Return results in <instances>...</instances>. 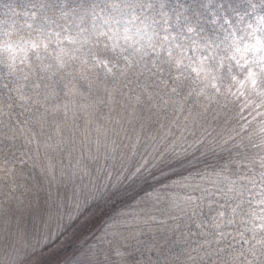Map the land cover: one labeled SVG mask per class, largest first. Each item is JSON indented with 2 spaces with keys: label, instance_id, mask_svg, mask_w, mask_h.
<instances>
[{
  "label": "trees",
  "instance_id": "obj_1",
  "mask_svg": "<svg viewBox=\"0 0 264 264\" xmlns=\"http://www.w3.org/2000/svg\"><path fill=\"white\" fill-rule=\"evenodd\" d=\"M259 5L0 0V264L52 251L97 212L101 228L65 253V264H85L102 231L153 198L156 264H264ZM120 105L139 111L132 134L145 132L121 151L142 152L124 174L107 155L84 153L99 152L95 125L104 133L132 116ZM84 173L86 186L70 184ZM200 197L209 215L198 230L188 223ZM108 247V264H131Z\"/></svg>",
  "mask_w": 264,
  "mask_h": 264
},
{
  "label": "rangeland",
  "instance_id": "obj_2",
  "mask_svg": "<svg viewBox=\"0 0 264 264\" xmlns=\"http://www.w3.org/2000/svg\"><path fill=\"white\" fill-rule=\"evenodd\" d=\"M246 1L248 2L249 0ZM255 11L256 15L260 16L262 18L261 20L264 21V5L257 6ZM248 85V82L240 83V93H244L243 89H248ZM242 95L245 97L244 94ZM124 106H126L125 110H131L129 112L132 116L126 118L121 115L119 117V120L115 119L113 126H109L104 133H102L104 128L101 129L95 125L94 133H96L95 135H97L98 137L95 138L94 146L95 149H97V151L99 152H84L87 156H92L94 153H96L93 155L94 157L100 155L103 157L107 155L109 161L115 164L116 169H114V167H111L113 171L115 172L117 170V172H121L122 174L129 172V170H131L132 168L133 170L137 168L138 164L140 163L137 158L140 157L142 152L139 153L121 151L127 150L131 147L133 151L135 148V143L140 137H143V134L145 133L144 129H141L140 131L136 130L135 133L132 134L134 132V128L136 127L133 124L134 120L135 118H138L140 116L139 111H135L134 107L132 106H130V109L127 107L128 105ZM124 106L120 105L119 108H123ZM125 110L121 109L123 113H126ZM140 122L142 123V125H145L144 120L140 119ZM131 137L134 138V141L131 140L133 142V145L131 144L129 146V138L131 139ZM99 138H101L100 140L104 139L105 141H107L108 145L106 147H103L104 144L101 141H98ZM109 140H112V143L109 142ZM101 149H107L112 151L113 153L100 151ZM0 153L3 154V152ZM109 154L111 156H109ZM117 155H121L122 157L119 158ZM3 157L4 161H6L5 166H7L9 160L7 157V153H5ZM56 167L57 169L55 174L57 175H55L54 177L59 178L58 176H62L64 173L62 169L58 167V165H56ZM102 172L103 170H101V174ZM85 178L86 175L84 173L79 175L75 181H73L72 179L69 182L70 184H72L73 182L77 183L80 180V183H82L83 186H86L84 183ZM104 183H107V181H104ZM89 188L90 191L87 189L88 192H93L96 188V184L92 183ZM195 201V210L198 211L195 215V218L191 220V223H188L187 220H184V222H187L191 227L197 226L199 230L200 227L204 225L205 218L209 214L206 211H203L205 203L202 202L201 197ZM177 205L180 206L177 207L178 209H183V205H185V199L180 200ZM171 214L173 213L170 212L169 214L167 212L164 216V220L168 219V217L170 218ZM97 215V212H95L88 216L85 221L78 225L77 229L72 234H69L67 236V239L63 240L52 251L40 254L39 257L32 258L28 262L26 261V263L24 264H65L68 260V257H66L65 253L69 249V247H71L75 242L86 240L90 235L96 233L98 229H100L103 225L102 220L101 222L95 220V217ZM157 221V215H154V198L152 200L143 202L139 209L130 211L120 221H118V223L115 224L114 227L106 231H102V235L100 234V243L95 246H91V255L93 258L91 257V255L90 257L86 256L85 258H89L85 261V264H108L107 260L108 256L110 255V253L108 252V246H111L115 261H118L119 263L130 262L131 264H156V254L154 252V230H156L157 228ZM37 223L39 224V222ZM46 237L48 238L49 236ZM20 241L21 248L29 250L27 256L30 257L31 253L33 251L35 252L32 241L30 240V242H28L25 238H22ZM45 242L46 239L44 238L43 243ZM0 250H2V248Z\"/></svg>",
  "mask_w": 264,
  "mask_h": 264
}]
</instances>
